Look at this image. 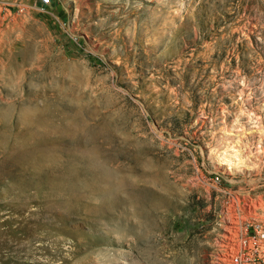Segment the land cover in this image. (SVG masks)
Wrapping results in <instances>:
<instances>
[{"label": "rangeland", "instance_id": "rangeland-1", "mask_svg": "<svg viewBox=\"0 0 264 264\" xmlns=\"http://www.w3.org/2000/svg\"><path fill=\"white\" fill-rule=\"evenodd\" d=\"M254 225L264 0H0V264H234Z\"/></svg>", "mask_w": 264, "mask_h": 264}, {"label": "built area", "instance_id": "built-area-1", "mask_svg": "<svg viewBox=\"0 0 264 264\" xmlns=\"http://www.w3.org/2000/svg\"><path fill=\"white\" fill-rule=\"evenodd\" d=\"M40 6H49L51 0H37ZM256 235L242 238L239 242V253L232 262L234 264H264V232L259 225L253 226Z\"/></svg>", "mask_w": 264, "mask_h": 264}]
</instances>
